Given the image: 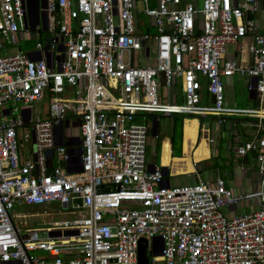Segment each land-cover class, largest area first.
Listing matches in <instances>:
<instances>
[{"label": "built area", "instance_id": "built-area-1", "mask_svg": "<svg viewBox=\"0 0 264 264\" xmlns=\"http://www.w3.org/2000/svg\"><path fill=\"white\" fill-rule=\"evenodd\" d=\"M136 1L45 0L60 57L52 62L54 38L49 51L36 44L38 59L0 55V264H137L140 237L147 264H264V0H140L152 33L137 26ZM26 2L0 0V47L27 30ZM244 39L240 66L224 54ZM233 74L256 109L223 105L221 77ZM176 80L181 103L167 100ZM139 113L254 119L235 154L254 162L256 188L235 193L220 177L162 184L145 163ZM251 198L253 211H222ZM54 202L73 217L18 229L15 205Z\"/></svg>", "mask_w": 264, "mask_h": 264}, {"label": "crops", "instance_id": "crops-1", "mask_svg": "<svg viewBox=\"0 0 264 264\" xmlns=\"http://www.w3.org/2000/svg\"><path fill=\"white\" fill-rule=\"evenodd\" d=\"M26 24L27 30L20 31L16 34V39L29 40L35 39L32 47L22 51L31 59L42 57V52L37 47V43L41 47L46 46L49 39L54 38L56 44L49 51L54 54V62L61 53V37L56 28H53L50 15L45 10V0H41L39 8L40 18L36 22L34 18V0H26ZM156 0H148V6L155 5ZM191 2L194 5H199L200 0H182V3ZM142 3L136 1L135 20L137 26L142 31L148 32L149 27L142 19L145 16L141 9ZM148 23L151 25L150 20ZM154 31V30H153ZM150 33V31L148 32ZM42 37V38H41ZM16 43V42H15ZM14 43V44H15ZM230 45V50H225L226 58L234 59L240 66H245L248 62V55L245 50L246 40H241L235 46ZM16 52V51H14ZM13 53V52H11ZM47 52V57H48ZM51 59H47V63L51 66ZM141 64V62H139ZM151 63V62H149ZM55 67V64L54 66ZM235 75V74H233ZM232 75V76H233ZM243 78L246 88L244 76L237 74ZM232 76L224 77V103L226 107L229 103H234L229 94V82ZM71 88L66 87L65 95L69 97ZM164 94L166 92L161 90ZM248 91V90H247ZM173 93V94H172ZM168 101L176 102L182 95L180 92L179 81L176 80L174 87L169 90ZM166 96V94H165ZM202 102L205 98L207 103L209 99L205 90L201 91ZM247 97L248 93H247ZM253 100V99H251ZM256 100V99H255ZM47 100H43L35 106V109L41 110L40 116H44V109ZM257 106H259L257 102ZM38 108V109H37ZM257 108V107H256ZM253 108V109H256ZM191 116H179V114H171L169 116L154 113H139L134 117V121L144 124L148 128V136L145 145V163L148 168L156 166L162 172V184L178 185L194 183L198 180L212 182L216 177L223 179L227 188H230L235 193H246L256 188V172L254 162L249 156L238 157L235 154L236 147L241 143V140L252 135L254 127L251 129L239 126L238 121L233 116L223 117V122L218 123L213 115H206L195 118L197 128L194 140H190L183 134L184 125L190 123ZM203 119V121L201 120ZM254 119L251 118V121ZM72 122V119L69 120ZM178 137L177 142L175 138ZM176 146V147H175ZM174 148L178 149L179 154L174 153ZM148 156V159L146 157ZM257 208L254 198L245 199L237 204L223 207L222 211L225 215L239 214L242 212L253 211ZM25 215V214H24ZM24 225V222H23Z\"/></svg>", "mask_w": 264, "mask_h": 264}, {"label": "rangeland", "instance_id": "rangeland-1", "mask_svg": "<svg viewBox=\"0 0 264 264\" xmlns=\"http://www.w3.org/2000/svg\"><path fill=\"white\" fill-rule=\"evenodd\" d=\"M142 19L144 20L145 24L148 25L150 33L153 32L154 28L152 25L148 23L149 19L146 16H143ZM148 31V32H149ZM42 38V37H41ZM36 43L34 38H31L29 40H21L16 39L15 44H5L0 47V55L11 53L14 51L19 50H27L32 45ZM231 46L227 45L226 49L230 50ZM223 83H224V77H221ZM229 84V94L231 96L232 101L234 102L229 103L228 106L235 107V108H249L253 109L258 107L257 106V100L248 99L247 97V89L244 86V80L243 78L239 77L237 74L233 75L231 80H228ZM162 90V88H161ZM225 93V91H224ZM177 103L180 102V98L178 97L176 100ZM203 104H207V101L203 100ZM224 106H226L225 103H223ZM189 114H179V116H186ZM197 117H201L200 115H196ZM236 119H239L238 124L239 126L246 128L247 130H250L252 126L251 125V118H244V117H235ZM203 121V119H201ZM178 137L175 138V141L177 142ZM176 147V146H175ZM24 157L29 158L30 153L29 149L30 146L26 145L24 148ZM174 153L179 154L178 149L174 148ZM148 159V156L146 157ZM13 213H16L14 222L18 226V229L20 231L35 229L40 231H46L50 228V223L53 221H58L62 219H69L72 218L73 215L65 213V209H61V207L58 205L57 202L52 203L48 206H26V205H15V207L12 209ZM25 214V215H23ZM24 222V225H23ZM147 253L148 258L151 257V252L149 251V247L147 246Z\"/></svg>", "mask_w": 264, "mask_h": 264}, {"label": "water", "instance_id": "water-1", "mask_svg": "<svg viewBox=\"0 0 264 264\" xmlns=\"http://www.w3.org/2000/svg\"><path fill=\"white\" fill-rule=\"evenodd\" d=\"M41 6V0H34V18L35 21L38 22L40 18V11L39 8ZM254 83V79H253ZM248 96L251 99H255V91L252 89L248 92ZM6 113V110H5ZM137 264H147V250H146V239L140 237L138 240V247H137Z\"/></svg>", "mask_w": 264, "mask_h": 264}, {"label": "bare ground", "instance_id": "bare-ground-1", "mask_svg": "<svg viewBox=\"0 0 264 264\" xmlns=\"http://www.w3.org/2000/svg\"><path fill=\"white\" fill-rule=\"evenodd\" d=\"M111 84H113L112 79L109 78ZM196 128H197V121L195 118H191L190 123H187L184 125V130L183 134L187 137L190 138V140H194L195 134H196Z\"/></svg>", "mask_w": 264, "mask_h": 264}]
</instances>
